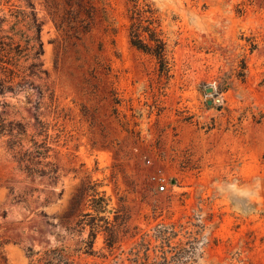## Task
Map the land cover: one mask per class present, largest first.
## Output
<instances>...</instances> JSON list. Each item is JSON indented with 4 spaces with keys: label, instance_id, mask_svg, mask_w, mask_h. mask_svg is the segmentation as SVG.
I'll return each instance as SVG.
<instances>
[{
    "label": "rangeland",
    "instance_id": "obj_1",
    "mask_svg": "<svg viewBox=\"0 0 264 264\" xmlns=\"http://www.w3.org/2000/svg\"><path fill=\"white\" fill-rule=\"evenodd\" d=\"M148 1L167 42L168 73L131 44L130 0H106L110 22L93 0L86 34L78 23L62 25L68 0H0V41L25 46L34 11L48 71L0 92V123L22 121L29 135L40 129L36 138L49 140L59 167L56 181L27 174L15 154L31 142L12 148L11 135L0 134V264H39L56 246L77 264H132V248L158 224H175L173 242L184 244L198 221L199 262L264 264V0ZM5 66L7 80L14 65ZM159 171L163 192L152 177ZM92 184L130 216L112 254L104 231L95 255L77 251L90 233L79 220L91 209ZM152 244L145 264L160 260L161 244Z\"/></svg>",
    "mask_w": 264,
    "mask_h": 264
},
{
    "label": "trees",
    "instance_id": "obj_2",
    "mask_svg": "<svg viewBox=\"0 0 264 264\" xmlns=\"http://www.w3.org/2000/svg\"><path fill=\"white\" fill-rule=\"evenodd\" d=\"M93 0L86 2L85 0H68L69 7L66 9L65 16L61 23H67L70 28L76 27L79 33H89L92 29L93 20L96 14V9ZM102 3L101 13L103 18L110 22L109 12L107 9L106 0H98ZM132 6L129 8L130 27L129 37L131 44L138 50L153 56L161 65V72L168 73L169 68V50L167 42L164 39L161 30L159 29L160 21L156 15V10L152 3L148 0H130ZM32 32L31 36L25 38V46H21L20 42H6L4 39L0 41V64L5 69L8 66L14 65V73L6 79H0V92L4 90H14L16 87H21L22 84H34L33 78L41 77L48 74L47 69L43 67L41 56L43 55V43L41 41V23L38 20L34 11L31 14ZM81 26V28H79ZM62 26L59 25V28ZM12 39V38H11ZM25 51V61L30 60L26 67L28 73L21 75L17 70L21 69L22 53ZM244 68V63H243ZM17 69V70H15ZM25 71V70H24ZM241 75H244L242 73ZM43 122L37 119L36 125L41 126ZM38 126V127H39ZM8 132L11 135L9 140L10 147H21L25 139L31 142L29 148L25 151L20 148L16 154V160L22 169L29 175L49 177L56 181L59 178V167L51 160L50 151L52 147L47 138L37 140V136L42 135L39 129L37 132L29 135L28 128L22 121H11L9 128H6L5 122L0 123V134ZM30 136V138H28ZM93 187L88 189L90 211L82 214L79 223L84 229L87 225L90 226V233L82 240V247L78 252H83L88 255H95V242L97 234L104 231L105 247L109 254L120 248L119 233L126 228L129 222V213L127 207L122 204L119 208L112 205V199L105 190L100 189V185L92 184ZM123 203V200H121ZM113 212L114 218L111 219L109 214ZM183 228V226H180ZM196 235L186 241L173 242L178 236V231L175 224H158L154 228L153 235L144 234L141 239L136 242L131 250L132 264H145V260L150 256V252L156 249V245L152 244V239L159 242L161 246L160 260L157 264H210L207 262H199L203 252L201 250L204 245L205 237L202 234L205 230V225L198 221L195 223ZM148 237V238H147ZM168 253L173 257L170 258ZM102 257H107L102 254ZM39 264H77L65 246H56L49 248L37 258Z\"/></svg>",
    "mask_w": 264,
    "mask_h": 264
},
{
    "label": "built area",
    "instance_id": "obj_3",
    "mask_svg": "<svg viewBox=\"0 0 264 264\" xmlns=\"http://www.w3.org/2000/svg\"><path fill=\"white\" fill-rule=\"evenodd\" d=\"M157 173V175L154 174L152 177L156 180L158 191L163 192L166 190L165 178L161 176V171Z\"/></svg>",
    "mask_w": 264,
    "mask_h": 264
},
{
    "label": "water",
    "instance_id": "obj_4",
    "mask_svg": "<svg viewBox=\"0 0 264 264\" xmlns=\"http://www.w3.org/2000/svg\"><path fill=\"white\" fill-rule=\"evenodd\" d=\"M208 91H212V88H209V90ZM219 101V99H217V102Z\"/></svg>",
    "mask_w": 264,
    "mask_h": 264
}]
</instances>
